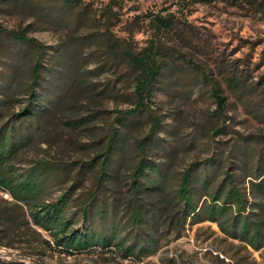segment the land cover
Returning <instances> with one entry per match:
<instances>
[{"label":"trees","instance_id":"16d2710c","mask_svg":"<svg viewBox=\"0 0 264 264\" xmlns=\"http://www.w3.org/2000/svg\"><path fill=\"white\" fill-rule=\"evenodd\" d=\"M13 1L0 0V6ZM49 1L61 4L64 13H73L79 20L87 14L80 11L82 0ZM257 7L264 12V0ZM153 23L158 32L175 28L173 16L157 17ZM11 44L14 53L6 70L0 72V191L11 199L0 198V248L26 244L70 256L99 250L142 261L159 252L162 236L158 234L162 228L180 236L188 225L210 222L228 238L255 250L264 249V155L259 139L255 143L237 139L231 148L219 149V153L189 164L179 172L177 185L171 189L179 154L195 150L196 141H181L178 130L167 132L173 141L163 139L162 119L154 115L149 104L159 85H168L187 64H174L172 52L153 44L137 53L122 50V60L127 61L134 78L135 108L119 112L116 123L121 128L110 130L103 158L83 162L79 171L51 159L25 167L23 152L43 139L50 125L62 123L86 108L84 99L89 106H98L96 96L113 91L105 88L94 93V87L86 85L87 72H82L79 65H70L67 51L48 59L50 67L45 66L49 55L45 46L29 38L25 31H7L0 23V58ZM110 49L118 58L116 45ZM28 59L26 80L21 67ZM189 65L200 71L198 66ZM247 77L237 70L227 78L228 86L238 97L259 93L264 104V77L253 89L245 87ZM202 80L211 86L217 105L205 135L213 145L216 138L228 133L226 125H220L228 112V98L220 83L209 81L208 74ZM20 95H25L24 101ZM87 110L95 113L66 123H74V129L90 125L100 110ZM145 113L150 122L149 134L133 143L136 161L124 175L123 155L129 144L128 135L122 131L135 128V121ZM90 179L93 186L89 190L86 183ZM35 227L50 240L43 239ZM0 264L13 263L0 260Z\"/></svg>","mask_w":264,"mask_h":264},{"label":"rangeland","instance_id":"374dc122","mask_svg":"<svg viewBox=\"0 0 264 264\" xmlns=\"http://www.w3.org/2000/svg\"><path fill=\"white\" fill-rule=\"evenodd\" d=\"M22 1L14 0L10 5L0 6V23L7 31H25L29 38L45 46L49 54L46 56L47 67H50L48 59L52 60L62 50L67 51L70 65H79L82 72H87L86 85L94 87V93L105 88L113 91L103 97L96 96L100 102L98 106H89L84 99L86 108H81L62 123L50 125L45 137L23 152L21 159L25 167L35 161L51 159L79 171L83 162L102 156L110 130L119 127L116 123L119 112L135 108L134 78L127 61L122 60V50L137 53L152 44L172 52L174 64H187L168 85H159L153 103L149 104L154 115L162 119L163 139L173 141L167 132L178 130L181 141H196L195 150L179 154L171 189L177 185L179 172L189 164L203 161L219 153V149L231 148L237 139L247 138L251 143L259 139L264 155V104L259 93L238 97L227 83V78L237 70L240 75L242 72L245 77L249 76L247 89L256 87L264 77V12L257 7L260 0H214L209 3L82 0L80 11H87V14L81 20L73 13H64L61 4L49 0H26L24 4ZM171 16L174 30L158 32L154 19ZM111 45H116L118 58L111 52ZM7 48L0 58V72L6 70L14 53L13 44ZM31 52L35 50L31 49ZM189 64L198 66L200 71H194ZM21 68L26 78L29 59ZM205 73L211 83H220L229 104L227 115L220 123L226 125L228 133L216 138L213 145H209L205 135L217 105L211 95V86L203 83ZM175 81L178 83L173 84ZM20 98L24 101L26 97L20 95ZM88 107L100 110L90 125L74 129V123H66L93 115L95 111L87 110ZM135 122V128L122 131L128 135L126 141L129 144L123 155L124 175L136 161L133 143L147 138L150 131L147 113ZM90 180L86 183L89 190L93 186ZM82 191L84 193V187ZM0 198L11 200L2 191ZM35 230L43 239L50 240L46 233L36 227ZM158 236H162L159 252L142 261L127 260L116 252L99 250L70 256L26 244L0 248V260L13 264H264V249L255 250L228 238L217 224L210 222L193 227L188 225L180 236L176 231L162 228Z\"/></svg>","mask_w":264,"mask_h":264}]
</instances>
